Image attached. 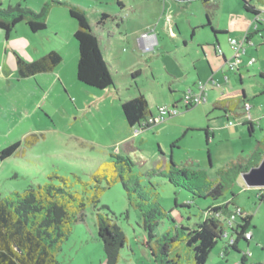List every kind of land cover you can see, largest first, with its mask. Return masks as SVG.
<instances>
[{"label": "rangeland", "instance_id": "1", "mask_svg": "<svg viewBox=\"0 0 264 264\" xmlns=\"http://www.w3.org/2000/svg\"><path fill=\"white\" fill-rule=\"evenodd\" d=\"M52 0H0L1 6L21 4L39 12ZM82 8L98 34L104 60L108 63L114 85L97 90L77 80L78 45L74 38L77 22L66 7L52 5L47 26L33 33L25 22L16 25L10 43H0V148L20 142L18 151L0 159V198L29 185L46 182L59 184V177L75 182L92 181L104 163L112 161V153L129 156L134 162L133 175L141 180L143 190L156 198L176 218V224L195 227L203 220L204 210L214 202L194 197L175 186L158 171L167 170L172 161L178 168L206 170L210 179L232 161L243 162L264 136V3L252 0L258 15L245 13L242 0H219L212 27L226 32L218 34L227 61L233 56L229 37L243 40L246 31L255 32L241 57L239 69L222 66L208 48L216 38L206 26L205 6L200 0H60ZM102 13L109 17L103 26L97 24ZM171 17V25L168 18ZM256 18V20H255ZM250 21L255 22L251 25ZM258 23H257V22ZM143 32L154 34L167 49L143 50L138 38ZM9 40V39H8ZM206 47V54L202 51ZM58 51L63 61L53 72L20 78L14 54L34 60ZM27 53L29 55H27ZM30 56L31 58H29ZM250 57L257 61L247 65ZM207 58V59H206ZM211 68L208 64V61ZM140 74L133 77V72ZM63 73L64 80L60 75ZM203 83L208 87V100L186 110L182 99L191 88ZM215 86V90L211 87ZM109 91H113L114 97ZM244 91L245 99L237 113L224 117L213 109L217 94ZM141 92L147 98L152 115L157 107L177 111L155 126L130 128L123 116L121 100ZM236 97V96H233ZM250 106V109H247ZM256 123L252 134L243 124ZM232 125H228L229 122ZM212 132L209 140L204 129ZM173 143L177 146L173 147ZM211 163V166H210ZM104 190L97 203L124 231L127 242L120 250L119 264H158L144 245L148 236L142 213L132 204L121 182ZM72 189L80 191L82 184ZM235 204L253 215L249 231L254 235L247 245L239 243L240 252L229 248L223 253L228 237L220 240L209 253L206 264H264V188H250L243 179L232 187ZM228 197L231 193H226ZM222 200V199H221ZM220 202V201H218ZM97 211L88 202L84 220L75 222L68 238L57 252L61 264H105L104 243L98 235ZM174 221L164 218L155 229L160 236L173 229ZM183 264H187L184 258Z\"/></svg>", "mask_w": 264, "mask_h": 264}, {"label": "trees", "instance_id": "2", "mask_svg": "<svg viewBox=\"0 0 264 264\" xmlns=\"http://www.w3.org/2000/svg\"><path fill=\"white\" fill-rule=\"evenodd\" d=\"M176 1L187 3L195 0ZM200 1L205 6L206 26L211 27L217 40L218 34L226 33L212 27L211 21L217 11L219 0ZM260 1L264 3V0ZM242 2L243 9L249 14L260 13V10L252 4V0H242ZM55 4L66 7L70 17L77 22V29L74 32L78 45L77 80L97 90L113 86V78L108 63L103 58L99 36L86 12L71 2L52 0L46 2L39 12L21 4L3 8L0 2V30L4 31L6 38H9L16 25L25 22L31 32H41L46 29L49 12ZM108 17V14L102 13L97 24L103 26ZM258 31L257 26L254 32L246 34L247 42H250V38ZM216 43L218 44V40ZM15 56L20 78L52 72L63 61L62 55L56 50H51L31 61L25 60L18 54ZM139 74L140 71L137 70L133 72V77ZM260 76L264 78V72H261ZM245 97L221 98L214 103L213 109L221 110L223 116L227 118L231 112L240 114L237 110L241 108ZM194 106L184 107L188 110ZM121 108L131 128L138 126L144 130L157 124L149 119L153 116L150 104L141 92L130 99L121 100ZM243 124L247 126L249 134L254 132L256 123L252 119L245 120ZM204 131L209 140L212 132L209 128ZM172 146L176 147L177 144L173 143ZM19 147L20 142H15L0 148V159L5 160L12 156ZM111 156L112 161L99 167L92 181L85 182L77 178L73 183L59 177V184L46 182L36 186L29 185L21 192L14 191L0 198V264H61L57 252L63 241L68 238L73 224L84 220V211L89 201L98 209V235L104 243L105 264H119L120 250L125 246L127 237L108 213L102 211L109 207L102 205L99 208L97 205L106 189L102 185L103 181L107 188L116 182H121L130 202L141 211L143 227L148 234L144 245L158 264H183L184 258L187 259V264H206L213 247L225 237L229 240L223 247L224 254L228 253L229 248L240 252L241 241L249 244L252 238L248 239L246 235L250 232L249 226L253 215L235 204L236 193L233 192L232 187L242 179L243 172L261 162L264 157V136L257 140L255 150L247 159L243 162L232 161L222 166L214 180L209 178L206 170L178 168L172 161L167 170L158 171L159 175L165 176L175 186L189 191L194 197L213 200L214 203L204 210L203 220L196 223L195 227L176 224V218L170 214L174 209L166 211L156 198L150 197L143 190L141 180L132 173L134 162L129 156L117 153H112ZM74 184H82L83 192L88 194L87 197L80 191L72 189ZM228 191L231 193L230 197L226 195ZM263 198L264 195L261 194L260 200ZM237 209L241 210V214L232 225H229L228 219ZM168 217L175 223L173 229L160 236L156 235V227L161 220ZM247 260L248 253L245 252L241 264H245Z\"/></svg>", "mask_w": 264, "mask_h": 264}, {"label": "built area", "instance_id": "3", "mask_svg": "<svg viewBox=\"0 0 264 264\" xmlns=\"http://www.w3.org/2000/svg\"><path fill=\"white\" fill-rule=\"evenodd\" d=\"M169 23L171 22V17L168 18ZM172 29V27H171ZM143 38L144 41L146 42V47L148 49H152L154 47V45L157 42V36L154 34H149V33H145L143 34ZM230 47L233 51V56L232 59L228 62V65L230 67V69H237L240 67L241 64V57L245 54L246 51V36L243 40L238 39L237 37H229L228 38ZM222 53V52H221ZM256 61L255 57H252L249 59L248 64L252 65L254 62ZM208 87L206 85H204L203 83H200L197 87V91H188L183 98V104L184 106H190V105H197L199 103H202L204 101H206L207 98V91ZM247 109H250V106H247ZM171 110H173L174 112L178 110L177 106H173L171 107V109H169L168 107H157V113L156 115H153L152 117H150L149 119L151 121H154L156 123H160L162 121H164L166 119V117H168L171 113ZM251 119V118H250ZM233 123L230 121L229 122V126L232 125ZM241 214V210L237 209L236 211L233 212V214L230 216V218L228 219V224L232 225L233 221L237 219V216ZM251 234L252 233H247L246 237L248 239H251Z\"/></svg>", "mask_w": 264, "mask_h": 264}, {"label": "crops", "instance_id": "4", "mask_svg": "<svg viewBox=\"0 0 264 264\" xmlns=\"http://www.w3.org/2000/svg\"><path fill=\"white\" fill-rule=\"evenodd\" d=\"M165 1H167V0H165ZM242 4H243V2H241ZM250 24L251 25H253V24H255V22H252V21H250ZM170 26V28L172 27V29H173V26L171 25V23L169 24ZM171 29V30H172ZM259 29V28H258ZM219 31V30H218ZM222 32V31H221ZM147 33V32H146ZM249 33H252L251 31L249 32V30H247L246 31V34H249ZM143 34H145V32H143L142 33V35L138 38V43H139V46L143 49V50H147V51H154L155 50V47H156V45H158V47H160L159 48V50H160V52L161 51H164V49H167L166 48V45L164 44V43H160L159 42V40H158V38H157V42H156V44L154 45V47L152 48V49H148L147 47H146V42L144 41V38H143ZM11 36V35H10ZM9 39V40H8ZM251 39H252V37L250 38V41H251ZM217 40H218V44L216 43L217 42ZM217 40H216V42H215V46H218V47H220V41H219V39L217 38ZM7 41H9V43H10V37L9 38H6V36H5V33H4V31H2V30H0V43L2 42H4V44L5 43H7ZM229 42V41H228ZM9 43H7L6 45H8ZM247 43H249L250 44V42H247ZM211 45V49L210 48H208V50L210 51V52H212V54H213V57L215 58V59H220V61H221V64H222V66H224V65H226L227 64V59H226V57H225V54L222 52L221 54L220 53H218L217 52V50L216 49H214V47L212 46V44H210ZM248 45V44H247ZM247 45H246V51H245V54H246V52H247ZM206 50H207V48L206 47H204V46H202V51H203V53L204 54H206ZM244 54V55H245ZM16 54H14V59H15V62H16V56H15ZM27 55H29L28 53H27ZM223 55H224V57H223ZM29 58H31L30 56H28ZM250 58H252V57H250ZM249 58V59H250ZM207 59V58H206ZM26 60V59H25ZM29 61V60H28ZM208 61V60H207ZM249 61V60H248ZM256 61H257V59H256ZM255 61V62H256ZM254 62V63H255ZM253 63V64H254ZM208 64H209V66H210V68H211V65H210V63H209V61H208ZM247 65L249 66V64L247 63ZM16 70H17V67H16ZM55 70H56V68H55ZM54 70V71H55ZM53 72V71H52ZM262 72H264V71H262ZM17 73H18V70H17ZM19 75V74H18ZM60 77H61V79L62 80H64V76H63V73L60 75ZM190 90H192V91H195V89H193V88H191ZM196 90H197V87H196ZM211 90H215L216 92H217V89H216V87L215 86H212L211 87ZM110 93H108V94H111L113 97H114V93H113V91H109ZM243 92L244 91H237V92H233V93H228V94H217V96H216V98H215V100H214V103L217 101V100H219V99H221V98H239V97H242V98H244L245 97V95L243 96ZM218 93V92H217ZM233 96H236V97H233ZM208 97H209V92H208V94H207V100H208ZM176 106H179V103L178 104H175ZM179 108H181V107H179ZM131 128V127H130ZM254 237V235L252 236V238Z\"/></svg>", "mask_w": 264, "mask_h": 264}, {"label": "water", "instance_id": "5", "mask_svg": "<svg viewBox=\"0 0 264 264\" xmlns=\"http://www.w3.org/2000/svg\"><path fill=\"white\" fill-rule=\"evenodd\" d=\"M245 11V10H244ZM245 13H248L245 11ZM214 49L217 50L218 46L212 44ZM244 96V92H243ZM211 166V163H210ZM242 179L246 186L252 188H264V157L257 166H253L247 171L242 173Z\"/></svg>", "mask_w": 264, "mask_h": 264}]
</instances>
